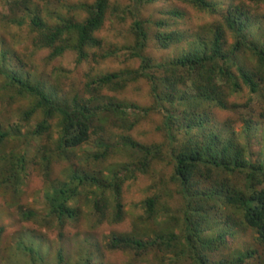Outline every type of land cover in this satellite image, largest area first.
Wrapping results in <instances>:
<instances>
[{
  "label": "trees",
  "instance_id": "16d2710c",
  "mask_svg": "<svg viewBox=\"0 0 264 264\" xmlns=\"http://www.w3.org/2000/svg\"><path fill=\"white\" fill-rule=\"evenodd\" d=\"M250 5L264 0H0V35L26 31L20 51L0 36V111L17 119L0 131V195L19 220L14 228L39 221L63 227L79 221L82 210L92 214L84 223L88 235L71 256L59 249L46 262L18 243L27 264H98L81 255L92 240L99 264H118L105 257L118 253L131 255L127 264L152 257L161 264H264V16ZM150 6L158 14L143 19ZM106 27L111 32L103 36ZM111 38H123V45ZM149 42L162 53L179 50L157 61ZM28 51L46 53L48 84L13 68ZM68 53L81 75L61 65ZM125 56L138 67H109ZM21 98L30 100L16 110ZM152 114L162 117V145L130 135ZM238 123L245 140L256 137L257 152L239 140ZM14 137L23 140V154L6 149ZM90 140L94 151L86 162L116 160L90 169L75 164L77 149ZM56 161L68 166L65 178L46 188L44 213L21 205L27 171L47 180ZM163 162L171 165L178 200L144 199V214L134 222L150 223V234L111 231L102 252L100 230L124 221L125 187ZM0 213L4 244V206Z\"/></svg>",
  "mask_w": 264,
  "mask_h": 264
},
{
  "label": "rangeland",
  "instance_id": "374dc122",
  "mask_svg": "<svg viewBox=\"0 0 264 264\" xmlns=\"http://www.w3.org/2000/svg\"><path fill=\"white\" fill-rule=\"evenodd\" d=\"M239 1V0H235ZM244 1V0H241ZM257 13L264 16V6L259 5H250ZM159 7L157 6H150L148 9H145L142 12V18H155V15L158 14L157 10ZM197 25V23H196ZM111 32L110 28L106 27L102 34L103 36ZM0 36L5 37L8 41L14 42L16 45V51L22 50V44L19 41V38L24 40L26 31H17L13 28L9 30V32H3ZM112 41L116 42L118 45H123V38H111ZM132 39L130 40L131 43ZM129 43V44H130ZM157 47V46H156ZM184 47V46H183ZM179 50L178 49H171L169 51H165V53L160 52L159 50L155 49L152 43H148V54L160 61L163 57L167 56L169 53L174 54ZM127 55V54H126ZM31 56L32 60L29 59ZM28 57H21L20 61L16 64L15 61L13 63V68L20 69L22 71H28L33 74L36 78H41L45 80L48 84L49 80V73H51L49 69V65L52 63H47L45 61L46 53L45 52H37L31 53L28 51ZM27 60V63L26 61ZM126 60V56H125ZM25 62V66L23 69L22 66ZM61 65L69 71L74 72V75H81L83 70L81 67L77 69V65L74 60V56L71 53H68L64 56V59L61 61ZM139 65L138 60H126L123 62L122 60L112 62L109 64L111 68H124L131 66L132 68H137ZM87 71V70H86ZM68 73V74H69ZM72 77V76H71ZM75 84H79V81H74ZM145 92V91H144ZM63 93L64 96L70 97L71 94H67L66 90L63 85ZM22 100H18L17 105L15 106L16 110L21 109L23 106L27 105L30 98H21ZM237 100L240 97L236 98ZM234 100V99H233ZM257 110V109H256ZM255 110V111H256ZM227 117L231 114L226 113ZM15 115H9L5 111H0V131H7L17 119L13 118ZM236 119V116H234ZM55 121V120H54ZM56 122V121H55ZM36 123H31V127H33ZM53 124V122H52ZM162 124V117L157 114H152L149 120H142L140 123L130 132L131 137L136 141L144 145H154V144H161L164 142V136L162 134V130L160 126ZM236 133L238 134L239 140L242 143H248V147L253 152H257L259 145L256 143V137H252L250 140H245V136L241 133L242 125L240 123L237 124ZM28 129V126H26ZM24 128L22 129V133H24ZM57 136V135H56ZM54 139L56 138L53 135ZM94 141L90 140L89 143L83 145L82 147L78 148L76 151V160L75 164L81 165L84 169H90L94 166H100L103 164H111L113 161L116 160V157H110L106 162L100 164V162H92L91 160L85 161L88 156L94 151ZM45 142V141H44ZM43 142V143H44ZM26 146L21 138H11L7 141L6 149H17L22 152L25 151ZM35 154V148L31 147L30 155ZM56 157V156H54ZM70 162V161H69ZM68 164L64 162H53L48 173L47 180L43 177L40 171H35L30 169L27 171V175L20 186V192L18 196L19 203L25 207L31 208L36 210L40 213H44L45 210V200H44V192L46 188H49L53 182L58 180H63L65 178L64 172L67 168ZM171 165L166 164L165 162L161 164L153 163L150 167L149 173L147 175H139L137 176V180L130 182L124 189V212L125 218L123 223L118 226L111 227H103L100 230V237L98 239V243L100 245L101 251H105L104 247L106 242L108 241V236L111 231H115L118 233L127 232L130 230H135L136 232L144 235H149L151 232V224L148 223L146 225L138 224L134 222V220L144 214L142 208V202L144 199L152 197L154 195H161L164 194L167 196H173L172 202H176L178 200V196L175 194V186L170 183L169 178L171 175ZM153 182H160V186H155ZM19 187V186H18ZM4 194H10L9 192ZM7 199L0 195V209L2 206L5 207L7 214L3 219V223L5 224L6 228L8 229V237L4 244H0V264H27V261L24 257L19 255L16 252V247L18 243H22L25 246L32 247L34 250L38 252L39 257H41L44 261L48 262L53 258L55 253L62 249L65 257L71 256L75 254L77 250L81 247V240L87 237L88 232L84 229V223L88 222L91 218V212L89 213L87 210H82V216L79 221L72 222L69 221L65 223L63 227L59 226H52L47 227L44 226L40 221L38 224H25L19 229H15L14 225L16 221H19L14 214L13 209H9L7 207ZM82 209L85 207L82 206ZM1 217V213H0ZM141 220V219H140ZM134 222V228H132ZM223 219H221V223ZM235 226V225H234ZM238 234H241L243 231L239 229L238 226L235 228ZM250 234L248 233V236ZM247 236V237H248ZM246 237V238H247ZM252 237V236H251ZM245 238V239H246ZM245 239H241L238 242L242 243ZM248 239L247 241H249ZM230 244V243H229ZM235 249V247L233 248ZM82 250V257L83 259L88 255H91L92 261L99 264L100 257L98 251L94 246V242L90 246L86 248H81ZM105 257H110L114 262L118 264H127L128 261L131 260V255L129 254H116L110 256L108 254ZM137 264H161L159 259L156 257H152L150 260L141 259Z\"/></svg>",
  "mask_w": 264,
  "mask_h": 264
}]
</instances>
